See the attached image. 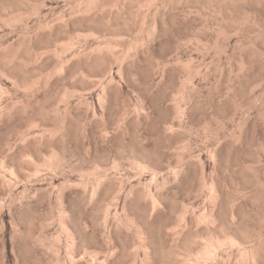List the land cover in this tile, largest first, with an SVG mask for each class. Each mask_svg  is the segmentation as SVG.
<instances>
[{
  "label": "rangeland",
  "instance_id": "obj_1",
  "mask_svg": "<svg viewBox=\"0 0 264 264\" xmlns=\"http://www.w3.org/2000/svg\"><path fill=\"white\" fill-rule=\"evenodd\" d=\"M180 1L181 0H177V2H176V0H173V2L171 3V6H170V3L167 4V5H169L167 8L169 9V7H170V9H169L170 12L168 11L170 14H168V12L166 11V10H168L166 8L167 5H165V7L160 6L161 10L159 9L157 14H159L160 11L162 13L164 11V8H165L166 13H165V11H164V13H162V15L164 17L161 16V13L159 14L158 17L156 14V31H155L154 36L152 37L154 39L153 40L152 39L147 40L148 43L145 42V44H143V46L140 45V46H142L141 49H138L140 47L136 48L137 51H139L138 53L134 49V51L136 52L135 54L136 55L138 54V56L135 55L136 56L135 57L133 54L134 58H130L131 61L129 60V63L131 62L129 65L130 68L133 67V65H135L133 68L136 71H137V69L139 71L140 68L142 67L140 64H142L144 66L145 63H147L148 65L154 63V65H155L154 67L148 66V68H147L148 71L151 72L153 69L156 70V68H158V70L160 69L162 72L156 70V73H157L156 74V73H153V71H152L151 73H153L154 75L149 72L150 75L147 74L146 77L150 76L151 79L149 77L147 80H145L146 77L143 79V77L141 78L139 75H137V80H135V81H134V79H136V76H135V78L133 77V80L128 79V78L126 80V78H121L119 76L117 77V75H115L116 81L114 80L115 81L114 83H112L113 81H111L110 82L111 86L108 87L110 96L106 99V101L104 100V102H103V100H100L99 97H97L98 94H100L102 91L101 87L103 88V84H100L101 83L100 82L99 85H98V83L92 84L93 86L91 87V89H87L86 91L84 90L85 91L84 93L82 92V90H80V92H82L83 94L77 92L75 96L71 97L72 99L69 98L70 100L63 102V104L60 103L59 106L61 107V110L63 108L65 110L68 106L71 107V110H74L72 112L76 113V114H72V115L74 117V121L77 122V123L73 122L72 126H71V124H68L69 127L66 126V131L64 134L65 136L61 137L62 140L59 139L60 138L59 136H61V133H57L58 138L57 137L53 138L54 140L49 139L48 135H50V133H52L53 135L52 136L50 135L51 136L50 138H52L55 134L54 130L56 128V127L53 128L55 125V122H54L55 119L53 117L51 118V116L43 117L42 119L38 120L39 123L36 125L39 128H38V130L36 128L34 129L33 127L34 126L36 127V125H34L31 128V129H33V131L28 130V129L26 131H24L25 129H23L24 127L28 128V127H26L27 126L26 125L27 118H28L27 113L22 114L19 112V113H17L18 117L16 116V113H15L12 116H9V118H11L12 120L7 119L8 117L7 118L6 117L5 118L0 117L1 118L0 123L2 124V125L0 124V126H1L0 127V132H1L0 143L1 144L2 143L4 144V141L6 142V140L9 137H10L9 138L10 143L12 141H14V139L16 138L15 135L17 136V132H18V135H20V136H17L18 138H16V139H18V140L16 141V139H15V141H16V142L14 141L15 143L14 142L11 143L12 150H13V148L16 147L14 149V151H17V149L22 148L24 145L25 146L27 145V148H29V149H32L34 147L33 148V150H34L35 144H34V140H33L34 138L33 137H34V135H37V134H39L38 136H41L40 131H42L43 142L45 139L43 146L45 148H48L49 143L50 144L56 143L55 146H58V147L60 146L62 149L61 148L58 149V147H57L58 152L60 153V155L64 156L63 157L64 161L67 158L65 162L67 164H70V167H68V168H70V169L72 168V170L74 171L73 172L72 170L71 171L66 170L67 173L65 171L64 175L57 172V175L60 174L61 176L63 175L64 177L63 176L60 177L59 175H58V177H56L57 175L54 171L53 172L55 174L52 172V170H50V168H46V166H44V167H42V168H46L44 171H47V172L51 171L52 174L56 175L53 177V175H51V173H50L49 177H53L54 179L53 178L50 179L48 176L47 177L44 176L45 173H47V172H44L42 169L41 172L38 173L40 175L44 174L42 177L41 176L37 177V175L35 173H32L34 171H31L32 175L33 174L36 175V176L33 175L34 177H37L38 179L39 178L44 179V180L39 179L38 180L39 182L33 181V180H37V179L33 178L32 175H30L31 179L27 178L29 180V182L27 179H26L27 181L24 180L23 183H21L20 181H18V182L14 181L13 185H11L12 187L11 186L8 187V185L4 184L5 187L2 189L1 183H0V189H1L0 193H1V196L3 198L2 199V206H1L2 208H0V213H1L0 214V222H1L0 223V258H1L0 263H2V264H24L23 262L25 261V264H72L75 262H76L75 264H89V263L90 264L91 263L92 264H98V259L100 260V258H103V256L106 255L105 254L107 251L106 248L113 249L116 246L115 248H117L118 250H117L116 254H114L113 256H110V259L108 260L107 264H141V262L143 261L142 259H144V257H143L144 252L142 251V248H140L139 243L137 241H135L136 254H138V256L136 255V258H137L136 260L131 255H128V257H126L125 254L122 255L123 253L121 251L124 249L123 247L126 246V245L123 246L122 244L123 243L126 244V242H127L128 246H130L133 243L132 241L134 238L133 237L134 236V230H132L130 235H129V233H127L126 228H124V230L120 228L121 230H119V228H117V225L115 224L117 218H119L120 221H122V220L125 221L124 211L128 207H129L128 210H130V211L133 210L134 212L137 213V211L140 209L136 210L135 207L139 204V206L137 208H140V206L142 205L141 209H143L146 213L143 214L142 213L143 210H142V212H141V210L139 211L140 213L143 214V219H141V220L143 221L144 218H146L145 217L146 214L149 213V216L147 217L148 219L147 218L145 219L146 221L149 220V222H147V223L144 222L142 224H145V225L147 224L146 227H148V226L150 228L152 227L151 230L149 227H148L149 229L146 228L145 226H144V228L146 230L147 229L150 230L151 234H154L155 236H156V233L158 234L160 231V233L162 235L161 238L165 239V236H166L165 235V232H166L165 224H169V226L170 225L172 226L173 224L177 225L178 223L176 222V220H177L176 216H178L177 215L178 212L180 213V211H182L183 214L182 213L181 214L185 215L188 219L193 214H199V213H203V212L211 213V211L213 210V204H211L209 202V200L207 199V196L209 194L211 185L213 183L217 187H221V186L223 187L224 186L231 193L228 196L229 200H226L223 202L219 201V203L216 206L215 213L219 217H222V220H224L225 222H229V221L231 222L232 221L231 223L236 225L238 228H240V230H242L241 227L243 228V230L245 229L244 231H246V229L248 228V229H250L248 231L249 233H253L254 231L257 232L258 230H261L264 233V216H263V214H264V194H263V196L261 194L264 192L263 191L264 187H261L262 184H264V182H263L264 181V1L263 0H257V1L256 0H254V1L250 0L252 2L251 3L249 0H239L240 2H238V0H236L235 1V2H237L236 4L234 1H232V3L223 6V12L221 11L222 13L220 12V14L217 11L218 7H214L215 9L212 7V10L210 7L207 8L208 6L204 7L203 1H205V0H203L202 3L200 0H198V1L196 0L197 2L196 1H195L196 3L194 2L195 6H194L192 0H189L190 2H188V0H182L181 2ZM259 1H261L262 3ZM65 2H64V0H46V3L56 4V6H59L60 9L62 7L64 8V6H65V8L63 10H66V8H68V5H67L68 3L66 0H65ZM191 2H192V4H191ZM198 2H200L199 4L203 8H201L199 6ZM257 2H259V3H257ZM173 3H175V5ZM233 3H234V5L232 6L231 4H233ZM64 4H66V5H64ZM180 4H181L182 8H181ZM246 4H248V5H246ZM244 5H245V8H244ZM198 6L201 8L202 12H199L201 10L199 9ZM246 6H248V7H246ZM175 7H176V10H174ZM187 7L189 8V10ZM227 7H228V10H226ZM234 7H237L238 9L234 8ZM171 9H173V10L171 11ZM182 9H183V11H181ZM184 9H185V11H184ZM204 9H206V10H204ZM213 9H214V11H213ZM186 10L191 11L190 14H192L193 12H195V13L192 15H190V14L188 15L187 14L188 12ZM237 10H239V12ZM57 11H60V10L57 8ZM233 11H234V13H236L235 15H234ZM51 13H50V15H51ZM177 13H179L180 15ZM196 13H197V15H196ZM200 13L201 14L203 13L204 16H203V14L201 15ZM216 13H218V14H216ZM246 13H248L250 15H248ZM171 14L175 17V18L173 17V19L174 20L176 19L175 23L171 22V20H172V19H170V18H172ZM237 14L240 16V18L242 17L241 14L242 15L246 14L245 15L246 17L244 16L240 19ZM169 15H170V17H168ZM181 15L185 16L186 20ZM215 15H216V17H215ZM227 15H229L231 18H233L232 16H234L233 19L239 18L241 20L240 23L239 24L233 23V24L241 25V28L236 32L232 31L233 33L232 34L230 33V35H229L230 37L228 36V39L223 36L225 39L220 40V39H222V37L220 38V36H218V35L215 36L216 33L212 32V31H211L212 32L211 33L209 30H212V29H210V27H211V28H213V31L217 32L216 29H218V27H219L218 25H224V26L228 25L227 28H229V27L234 28V26L232 24V22H233L232 20H230L228 22L227 20H229V18L223 19ZM160 16L162 17V19L163 18L164 19L161 20V18H159ZM189 16H191L192 18ZM166 17H168L167 22L165 19ZM178 17H179V19H178ZM157 18H159V20ZM181 18H183V19H181ZM188 18L191 19V22H192V23H190L191 26H189L190 20ZM205 18H207V19H205ZM244 18H248V19H246L248 21L243 22ZM152 19H151V21L149 19V23H148L149 25H150V22H151V24L153 23ZM199 19L202 21L201 23L197 22V20L200 21ZM203 19L206 20L207 25L204 23L205 20H203ZM219 19L220 20L222 19L221 22ZM174 20H172V21H174ZM214 20H215V22H214ZM223 20H225V21L223 22ZM158 21H160V23L165 21V23L161 24V26L163 25V27L160 26V23ZM181 21L184 23H182ZM217 22H219V24ZM225 22H227V23H225ZM215 23H217V26ZM200 24H201V26H200ZM208 25H209V28H208ZM237 25H235V26H237ZM0 26H1L0 30L3 27L1 31L7 30L6 29L7 27L5 28L1 24H0ZM214 26H216V29ZM200 27L201 28L203 27V28L201 29ZM194 28H195V30H194ZM247 28L249 30H247ZM207 29H209V30H207ZM196 30H198V31L196 32ZM203 30H205V32ZM201 31H203V32H201ZM248 31H250V32H248ZM134 32H135V30H132V32H128V33H130V35L125 34L124 39H125V37L127 38L126 40H128V38L130 39L131 38L130 36L134 35L133 34ZM135 33H137V32H135ZM202 34H204V35L202 36ZM196 35L198 38L196 37ZM214 36L217 37L216 39H218L219 43L216 42V39L214 40V38H215ZM241 36H242V38H241ZM195 37L197 39H195ZM199 37L202 39V42H203L202 45L203 46L201 44L200 45L197 44L200 42V41L197 42L198 39L201 40ZM192 38H194L195 42H193ZM88 39H89V37H88ZM188 39L192 40V43ZM245 39H247V41H246L247 43L244 41ZM87 40L85 41L87 43H84V41L81 40V41H83V44L80 43L82 45V47L86 46V45L84 46V44H87L89 46L91 44L90 42H93L92 37H91V39H89V42ZM159 40H161V41H159ZM184 40L189 41L190 43L187 42L188 44H186V42ZM205 40H207V41H205ZM149 42H152V43L150 44ZM204 42H208L212 48H209L210 49L209 50L207 48L209 46L206 44L204 46ZM215 42H216L217 46H215L216 45ZM248 42H249V44H248ZM252 42H253V44H252ZM181 43H182L183 47L181 46ZM194 43L196 44L197 47L194 45ZM211 43L215 44V45H212ZM225 43H226V45H225ZM244 43L246 45H244ZM80 44H78V46H77L78 51L80 50L79 48H82V47H80ZM184 44H186V45L191 44V46L187 47ZM218 44H220V45L222 44V46L224 45V47L226 46L225 47L226 50L224 48H221L220 45L218 46ZM144 45H146V46L144 47ZM147 45H149L150 48ZM179 46L183 50H181V48ZM198 46L199 47L201 46V47L199 48ZM213 46L216 47V49L218 48V50L221 48L220 52H218V51H216L218 53L214 52L216 49ZM236 46H238V47H236ZM250 46L252 49H254V50L250 49V53H254V55L253 54L250 55L248 52ZM143 47L145 50H142ZM205 47L208 50H206ZM253 47H255V48H253ZM199 49H203V50H199ZM213 49H215V50H213ZM255 49H256V51H255ZM258 49H259V51H258ZM261 49L263 50V52ZM81 50H83V48ZM179 50H181V52ZM140 51H142V52H140ZM144 51H145V53H144ZM147 51H148V53H147ZM222 51L225 52V54L223 52V56H222ZM246 51H247V53H246ZM242 52H243V54H242ZM256 52H257V54L258 53L259 54L257 55ZM153 54H155V56ZM143 55H145L144 56L145 58L143 57ZM181 55H183V57H181ZM219 55H220V57H219ZM178 56H179V58H178ZM217 56L219 58H217ZM239 56H240V58H239ZM147 57L150 60H152L154 58L152 60L153 63H151L152 61L150 62ZM151 57H152V59H151ZM236 57H237V60H236ZM243 57L245 60L243 59ZM247 57L249 58V61H248ZM175 58H177L178 60L177 59L175 60ZM180 58H183L184 62H186V59H188V58L191 61L194 60L192 62H194L193 64L195 66H197L198 64L200 65V66L199 65L197 66V68L199 69L198 71L201 70L202 73L204 72V70H205V72L207 71L206 72L207 74L204 72L206 76L204 75V73L202 74L201 72H198L199 76L196 73L195 75L192 76L194 78L189 80L190 82L188 81V85L186 84L187 87L189 86L188 87L189 89L187 91H184L186 94H188L187 92H189V90L192 88V90L194 92L195 91L197 92L196 93L197 96L198 95L200 96V97L198 96V98H196L197 96L195 95V98L192 99L193 101L187 100L186 96H188L189 94L185 95L183 91H182L183 93L180 92V89L178 87L181 84V80L184 77V74L182 75V73H184V71L186 70V69H183V67H181L182 65L179 63ZM229 58L231 59V61ZM218 59H219V61H218L219 63H217ZM239 59L240 60L242 59V61H240ZM226 60H227V62H226ZM167 61H169V62H167ZM138 62L140 64H138ZM242 62H244L245 64L244 63L242 64ZM132 63H134V64H132ZM215 63H216V65H215ZM116 64L117 63L114 64V67L117 66ZM131 64H132V66H131ZM158 64H160V65L164 64L165 66L166 65L167 66L169 65V66L166 67L167 68L166 69V68H164V65H163V68L165 69V71H164V69H162L161 67H157ZM239 64H241V66ZM177 65H179V66H177ZM243 65H244V67H243ZM223 66H224V68H223ZM228 66L229 67L231 66V67L229 68ZM178 67H180V68H178ZM238 67H239V69H238ZM133 68H131V71L135 72L133 70ZM214 68H215V70H214ZM176 70H178V71H176ZM179 72L181 73L182 76L178 75ZM208 72L210 75H208ZM199 73H201V75ZM161 75H162V77H161ZM229 77H230V79H229ZM159 78H161V80ZM139 79H140V81H139ZM143 80H144V82H143ZM103 82H105L104 86L109 85V83L106 80H104ZM106 82L108 84H106ZM81 83H84V82H81ZM100 85H101V87H100ZM153 85H154L155 89H154ZM81 86H83V85L81 84L79 87H81ZM157 86H158V88H157ZM55 87H56V83L53 85V89ZM187 87H185V88H187ZM193 87H195L196 90L193 89ZM113 89H115V90H113ZM147 90H149V91H147ZM43 91L44 90L41 89V91L39 93L40 96L42 95L41 101L45 100L46 96H49V92H43ZM87 91H88V93H86ZM178 91H179V93H178ZM180 93L182 95L184 94L183 95L184 97ZM173 94L175 96L173 98L176 99L175 101L172 98ZM178 94H180V95L178 96ZM156 95H158V96H156ZM155 98H156V100H155ZM183 98L185 99L184 101H183ZM98 99H99V101H98ZM48 100H50L49 101L50 103L46 102L47 105L53 104V102H55L54 99L49 98ZM207 100H208V102H207ZM176 101L181 106H183V108H184V105L185 106H186V104H187V106L189 105L188 106L189 108L186 106L187 111L185 109L186 107L184 108L186 111L185 114L184 113H180V114L178 113L179 115L176 114V111L174 109L175 103L178 104ZM190 101H192L191 102L192 104H190ZM68 102H70L71 106L69 105ZM194 102H197V103L194 104ZM104 103L106 104V106H103ZM114 103L116 106L114 105ZM124 103H125V105H124ZM122 104L125 107H123ZM133 104L135 105L133 108L136 107V109H135V110H137L136 112L138 113L139 112L138 110H140L143 112V114H142V112H139L141 115H139V113H138L137 116H136L137 113L133 114L135 112V111L133 112V108H131L133 106ZM139 104H141V105H139ZM172 104H173V106H172ZM93 107H95L94 110H93ZM138 107H139V109H138ZM128 108L129 109L131 108L132 112H130V110H128ZM143 108H145V109L147 108L145 110L147 115H145V111L142 110ZM102 109L105 112L102 111ZM105 109H107V110H105ZM125 109L127 110V112H122ZM94 111L96 113H94ZM111 111H112V113H111ZM129 112H130V114H129ZM103 113L105 115H102L101 117H104L105 120H104V118L99 119L101 117L98 118V117L93 116V114L94 115H98V114L101 115ZM123 113L124 114L127 113L128 118L127 117H121V116H126ZM143 115H144V117H143ZM174 116H176V118ZM119 118L120 119L121 118L122 119L127 118L126 121L124 120L125 122H123V123H125L124 126L122 123L123 120L121 119V121H120ZM139 118H140V120L142 119L141 121H143V122L138 121ZM5 119H7V120H5ZM97 119H99V120H97ZM132 119H133V122H132ZM134 119H135V121H134ZM173 119H175V120H173ZM176 119H177V122H176ZM179 119H180V121H178ZM182 119H184L183 120L184 122L182 121ZM8 120H9V122L7 124H5ZM15 120H18V122H16ZM90 120H93V122H91ZM101 120L104 122L106 121L107 123L106 122L104 123ZM108 120L110 121V124H109ZM118 120L122 123L121 125L117 124L116 121H118ZM4 121H5V123H4ZM24 121H25V123H23ZM84 121L85 122L87 121L86 122L87 124H83ZM119 121H118V123H119ZM128 121H130L131 123H129ZM46 122H47V124H46ZM49 122H50V125H49ZM53 122H54V124L51 125V123H53ZM134 122H135V124H132ZM137 122H138V124H137ZM11 123H13V125ZM207 123L210 127L207 125ZM48 125L50 126V129H48L49 128ZM84 125H87V126H84ZM203 125H204V128L205 129L207 128V130L209 131V132H207L208 135H207V133H205L207 130H205L202 127ZM103 126H105V127H103ZM181 126H183V127H181ZM188 126H190V127H188ZM207 126L211 129V131ZM100 127H101V129H100ZM12 128H14L15 130ZM41 128H44L46 133H47L46 130H49L50 132H48L46 134ZM70 128H72L73 130L71 131ZM180 128H181V130H180ZM185 128L187 130L189 129L191 132H189V130L187 131ZM21 129H22V132L23 131L26 132L25 137H24V141L26 138H29V136H33V137L29 138L30 140H27L28 141L27 143H25L22 140L24 134H22L20 132ZM39 129H41V130H39ZM183 129L185 131H183ZM35 130H37V131H35ZM2 131H5V132H2ZM6 131L8 132V134ZM105 131H108L107 133H109V134H106ZM19 133H21V134H19ZM211 133H212V135H211ZM6 134L8 135V137H6L7 136ZM194 134H196V135H194ZM204 134H205V136H204ZM67 135H69V137ZM101 135H103V136H101ZM46 136H48V140H47ZM207 136L209 138L210 137H212V138L209 139ZM222 136H224V137H222ZM101 137H103V138L101 139ZM65 138H67V139H65ZM207 138L209 140H204ZM20 140H22L24 143ZM19 141L22 143H20ZM62 141H64V142H62ZM57 142H58V144H57ZM178 144L181 146H177L178 148H175L176 150H174V147H176V145H178ZM184 144L187 147V151L185 152L182 149V151L184 152L183 153V152H181L180 148H182V146H184ZM12 145H14V146H12ZM29 145H30V147H29ZM64 145L67 146V148L64 147ZM69 145L73 149L75 148L76 150L71 149V151H70ZM214 147L217 148V149L215 148L216 151H218L217 154L212 153L213 152L212 149H214ZM142 148H143V150L144 149L145 150L143 151ZM63 149L65 151H63ZM66 149H69V151L71 152L70 155H69L70 152H68V150L66 151ZM132 149H134V150H132ZM177 149H179L180 151H178ZM61 150H62V152H61ZM78 150H79V152H78ZM86 152L90 153V157ZM142 152L144 155L142 154ZM144 152H146V153H144ZM1 153L2 152H0V155L3 157L4 155H2ZM77 153H79V155H81V156L82 155H84V156H82V158H80L81 156H79V155L77 156ZM148 153L150 155H148ZM75 154H76V156H75ZM86 154L89 158L86 156ZM191 154H193V155L191 156ZM140 155H142V156H140ZM2 157H0V158H2ZM69 157L71 158L70 161H68ZM149 157L151 159H148ZM82 159H85V160L83 161ZM137 160L139 162L141 160V163H143V165H145V166H146V164L147 165L149 164L148 166H150V167L146 166L148 169H145L146 167L144 168L145 170L142 169L143 166L140 163L139 164H140V166H142V168L138 164H136L137 162H134ZM72 162H73V166H72ZM91 162H94V163H91ZM94 164L95 165L97 164L96 165L97 167ZM91 166H92V168H91ZM68 171H70V172H68ZM48 174H46V175H48ZM257 179L263 180V181H261L262 184L260 183L261 186L258 185V187H257V185H256V184H258ZM50 180L51 181L54 180V184L50 185L52 183ZM104 180H106V182ZM101 181L102 182L104 181V184L106 183L105 185H108V186L111 185V186H109V187H111V189H109L110 192L108 191V193H110V195H108V196H110V198L109 197H107V198L111 199L112 196L116 195L115 196L116 198L114 197L115 201L110 200L111 202H109V205L111 207L109 206L110 212L108 211L109 215L107 216L108 218L106 217L107 219L104 216V212H103L104 210H101V212L94 210L95 212L92 213L93 212L92 210H93L95 205L92 206V204H90V203L88 205L87 204L84 205L85 202L81 203L82 200L80 202L78 201V200H80V199H78V197L81 195L80 193H82V190L84 189V187H90L91 189L92 188L94 189L101 183ZM24 182L28 183V184H25ZM40 182H42V183L44 182V183L40 184ZM117 182L124 183V185H122V189H121L123 191H121L119 189L116 190L117 189V186H116ZM15 184H17V186ZM44 184H46V186L47 185L48 186L46 187ZM108 186H106V187L104 186V187L108 188ZM6 187H7V189H6ZM144 187L147 190L153 192L154 194L157 191V192H159V194L162 192L161 195H164V197L162 196L163 197L162 200L164 199V201H163L164 204L161 207H159L156 210V212H153L152 214H150L151 208H147V207H149L148 202L146 203L147 205L145 204V206H144L143 203H145L146 201L143 202L142 200H140V202H138L137 198H136V201L134 200L135 196L132 197V196L128 195L130 190L135 189L137 191L138 189H142ZM241 188L245 189V190H242ZM256 189L258 191H259V189H261V192L259 191L260 193L257 191L259 193L258 195L261 194V196L263 197V198L260 197V201H259V198L257 199L258 196L254 194V193L257 194ZM5 190H6V192H5ZM237 190H239L241 192L239 193V191H237ZM23 191H25V193H23ZM235 191H237V192H235ZM9 192H10V194H9ZM21 192L24 195L26 194L25 196H27V197L22 198L25 201H23L21 199L20 200L21 202H20L18 200L20 199V197H22ZM2 194H4V195H2ZM111 194H113V195L111 196ZM5 195L8 196L9 199L8 198L5 199L4 198V197H6ZM253 195L257 196V197H255V199L258 200V202L255 200L257 203L254 201V198L251 199V196L254 197ZM127 196L133 198V201L135 202V204L137 203V205H134V203L132 202V208H135L136 211L134 209H130L131 205L129 206L128 204L125 203L129 200L128 199L129 197H127ZM125 197L127 198V200H125L126 199ZM12 198H17L16 201H18L19 203L16 202V204H15L14 203L15 201L11 202L10 200H12ZM26 199H28V201H27L28 203L31 200L30 201L31 203H29V208H28V205L27 206L24 205L26 202ZM109 199H108V201H109ZM5 200H7V202L9 200V202L12 203L11 205H13V206H8L9 204ZM106 201H107V199H106ZM108 201H107V203H108ZM5 202L8 205L5 204V206H4ZM129 202H130V200H129ZM124 203L126 205H128L127 208H126V205ZM20 205H24V206L21 207ZM143 207H146L145 208L146 210ZM27 208L30 212L28 210H27L28 212L26 211ZM1 209H3V210H1ZM147 209H149V210L147 211ZM233 209L235 210V213H241V212L244 213V214L243 213L240 214V215H243L241 217L238 216V214H235L234 218H236L237 216L238 217H237V219H234V223H233L232 219L229 220L230 213ZM21 211H24V212H21ZM59 211H63V213H64V211H66V213H67L66 216L65 215L61 216V213ZM19 212H21V213H19ZM34 212H36V213H34ZM139 212L137 214H135V215H137L136 218H140L139 216H141V218H142V215H140ZM58 213H60V214L58 215ZM22 214H24L23 217H25V219L28 217L26 219V221H24ZM52 214H53V216H51ZM138 214H139V216H138ZM151 215H152V217H151ZM59 216L64 217V218L66 217L67 219L69 217V219L67 221H68V224H69L71 231L73 230L72 232L77 231L78 230V229H76L77 225H80V223L82 221H84V222H82V226L84 227L83 228L84 230H82V236L83 237L80 235L81 232H79V231H77L79 234L78 233L75 234L76 232L73 233L75 235V237H73L74 235L71 237L70 236L66 237L63 233L64 232L63 226H62L63 223H61V221H60L61 219H59L60 218ZM239 217L240 218L243 217L242 218L243 220L240 219ZM244 217H246V218H244ZM20 218H22V219H20ZM44 218L47 219V222L44 221V220H46ZM77 218H79L82 221H79ZM260 218H263V219H260ZM72 219H76V221H75L76 223L74 222V220L72 221ZM137 220H140V219H137ZM21 221H24V222L28 221L29 225L26 223V226H25L24 225L25 223L23 224V222H22V225H19V223L21 224ZM42 221H44L45 223ZM49 221H52V222H49ZM142 221H140V222H142ZM16 222L19 226L18 227L19 229H21V230L23 229L22 231H25V230L30 231L33 236H36L37 233L38 234H40V233L45 234L47 239H48L47 242L50 244V246H52V248H54L55 245L60 247V249L58 250V251H60V253L58 252L60 256L58 257V255H57V257L54 258V255H53L54 249L49 251L50 248H46L43 246L41 247V245L39 246L41 248H39L38 245H36V246L32 245L30 247V250H27V253H26V251H24V249H23V251H21L20 250V236L18 235L19 233L15 232L16 228H13L16 225L15 224ZM41 222L43 223V225L44 224L45 225L43 226L41 224ZM77 222H78V224H77ZM12 223H14V226ZM148 223H149V225H148ZM179 223H181V222H179ZM237 223H239V224H237ZM75 224H77V225H75ZM27 225L29 226V229H27L28 228ZM30 225L32 228L30 227ZM181 225H182V223L178 226L177 229H183L184 227ZM238 225H240V226H238ZM166 226H168V225H166ZM260 226H262V227H260ZM13 229H14V231H12ZM74 229H76V230H74ZM251 229H253V230H251ZM32 230H34V231L32 232ZM43 230H45L46 232ZM62 230H63V232H62ZM12 232H13V234H12ZM83 232H85L84 233L85 236L83 235ZM256 232H254V233H256ZM62 233H63V235H62ZM47 234H48V236H47ZM59 235H60V237L61 236L62 237L60 238V240L57 241L55 239L56 238L55 236H59ZM159 235H157V236H159ZM64 236L66 238H68V240L72 237L75 240V247H74L73 251H75L74 254L76 257H73V259L71 256H74V254L72 252V255H70L71 251L68 252V250H67L68 248L66 247L67 246L66 245L67 239H65ZM11 239L14 242L11 241ZM84 242H85V244H82ZM3 243H4V245H3ZM166 243L168 244L167 240L165 239V242L163 240V244H166ZM11 245H13L14 247ZM86 245H87V247H86ZM85 248L86 249L88 248L87 249L88 251ZM98 248L99 249L101 248L100 249L101 251H103L102 249H104V250L106 249V250L104 253L100 252L99 254H97V256L99 257L97 259V257L94 256L93 251H95V249H98ZM18 251L20 253H18ZM23 252L26 253L27 256H26V254H24L25 256H21V254L23 255ZM68 253H70V254H68ZM82 253H84V254L82 255ZM120 254H121V256H125V257H120ZM38 256H40V257L38 258ZM22 257H23V259H21ZM3 258H4V260H3ZM132 260L135 262L132 263L131 262Z\"/></svg>",
  "mask_w": 264,
  "mask_h": 264
},
{
  "label": "bare ground",
  "instance_id": "obj_2",
  "mask_svg": "<svg viewBox=\"0 0 264 264\" xmlns=\"http://www.w3.org/2000/svg\"><path fill=\"white\" fill-rule=\"evenodd\" d=\"M67 1V5H68V8H66V10H63L65 8L62 7L61 9L59 8V6H56V4H53V3H46V0H0V24L2 26H4L7 30L6 31H1L0 30V117H8L7 119H11L9 118V116H12L13 114L16 113V116L18 115L17 113H24V114H28V118H27V123H26V127L28 128H23L25 129L24 131H26L27 129L28 130H32L31 129L34 125L38 124L40 119H42L43 117H48V116H51V118L53 117L55 119V125L53 128H55L54 130V136L52 138H50L53 134L50 133L49 136V139H53V138H56L58 135L57 133H61V136H59L61 139V137L65 136V131H66V126L69 127L68 124H71V126L73 125L72 123L75 122L74 121V117L72 114H76V113H73L72 111L74 110H71V107H65L66 109L64 110V108L61 110V107L59 106L60 103L63 104V102H66L68 100H70L69 98H71L72 96H75L76 93H81L83 94L87 89H91V87L93 86L92 84H95V83H99L100 84H103V88L101 87L102 91L100 94H98L97 97H99L100 100H104L106 101V99L110 96L109 94V89L108 87L111 86L110 85V82L113 81L112 83H114L116 80H115V75H117V77H121V78H127L128 79H131L133 80V77L135 78L136 76V79L137 80V75H139L141 78L143 77V79L147 76V74L150 75V73L153 71V73H156V70L157 71H161L160 69L158 70V68L153 69L151 72L148 71V66H152L154 67V63H153V59L155 58V54H153L154 58L150 60L148 57V60L153 63V64H147L145 63V65L143 66L142 64H140L138 62V64H140L141 68L140 70L137 71L134 70V66L131 67L133 68V70L135 72H132L131 71V68H130V63H129V60L130 58H134V56L136 55L134 49L137 51L136 48L138 49H141V47L143 46V44H145V42L148 43L147 40H150V39H154L152 38L155 34V31H156V14L158 13L159 9H160V6H164L169 4L170 3V6H171V3L173 2V0H66ZM182 1V0H181ZM180 1V2H181ZM193 1V4L195 6V3L198 1L196 0H192ZM196 1V2H195ZM201 3L203 0H200ZM232 1H236V0H205L203 1V6H208L207 8H211L212 10V7H218L217 11L220 12L222 11L223 12V6L224 5H228L230 3H232ZM250 1V0H249ZM254 1V0H253ZM257 1V0H256ZM264 1V0H263ZM65 2V0H64ZM177 2V0H176ZM175 2V3H176ZM179 2V1H178ZM188 2H190L188 0ZM195 2V3H194ZM205 2V3H204ZM238 2H240L238 0ZM246 2V1H245ZM251 2V1H250ZM261 2V1H259ZM257 2V3H259ZM66 3V2H65ZM175 3H173L175 5ZM200 2H198L199 4ZM237 2H235L236 4ZM252 3V2H251ZM254 3V2H253ZM262 3V2H261ZM192 4V2H191ZM239 4V3H238ZM243 4V3H242ZM66 5V4H64ZM173 5V6H174ZM189 5V4H188ZM232 6L234 5L231 4ZM248 5V4H246ZM169 5L166 6V8L168 7ZM172 6V7H173ZM181 6V4H180ZM179 6V7H180ZM184 6V5H183ZM193 6V7H194ZM197 6V5H196ZM200 6V4H199ZM198 6V7H199ZM230 6V5H229ZM231 6V7H232ZM243 6V5H242ZM254 6V5H253ZM192 7V6H191ZM201 7V6H200ZM199 9L201 10V7ZM248 7V6H246ZM57 8L60 10V11H57ZM182 8V6H181ZM188 8V7H187ZM234 8H237V7H234ZM233 8V9H234ZM244 8H245V5H244ZM243 8V9H244ZM168 9V8H167ZM170 9V7H169ZM166 10L167 12L170 10ZM178 9V8H177ZM192 9V8H191ZM198 9V8H197ZM196 9V10H197ZM215 9V8H214ZM213 9V11H214ZM225 9V8H224ZM238 9V8H237ZM161 10V9H160ZM173 9H171L172 11ZM174 10H176V7L174 8ZM189 10V8H188ZM206 10V9H204ZM209 10V9H208ZM226 10H228V7L226 8ZM235 10V9H234ZM240 10V9H239ZM239 10H237L239 12ZM164 11H165V8H164ZM164 11L162 13H164ZM165 11V13H166ZM183 11V9L181 10ZM185 11V9H184ZM187 11V10H186ZM195 11V10H194ZM199 11V10H198ZM245 11V10H244ZM51 15H50V13ZM168 12V14H170ZM178 12V11H177ZM188 15L190 14L191 11H187ZM199 12H202L199 11ZM216 12V11H215ZM221 12V13H222ZM251 12V11H250ZM161 13V11H160ZM159 13V14H160ZM161 13V16H163ZM172 13V12H171ZM174 13V12H173ZM176 13V12H175ZM186 13V12H185ZM195 12H193L192 14H194ZM212 13V12H211ZM225 13V12H224ZM223 13V14H224ZM234 13V11H233ZM159 14H157V17L159 16ZM167 14V15H168ZM179 14V13H177ZM176 14V15H177ZM186 14V15H187ZM190 14V15H192ZM201 14V13H200ZM203 14V13H202ZM201 14V15H202ZM208 14V13H207ZM214 14V13H213ZM218 14V13H216ZM236 13H234L235 15ZM248 14V13H246ZM245 14V15H246ZM172 15V14H171ZM175 15V14H174ZM180 15V14H179ZM197 15V13H196ZM230 15V14H229ZM229 15L225 16L223 19H227L229 18V20H227L228 22L230 20H232V24L233 23H237L239 24L240 23V19L242 17H244L245 15H242L241 14V18L239 16V18L237 19H233L234 16H232L233 18H231ZM250 15V14H248ZM159 17L162 19V17ZM183 16V15H181ZM204 16V14H203ZM207 16V15H206ZM164 17V16H163ZM170 17V15L168 16ZM166 17V22H167V18ZM173 15H172V20L173 19ZM177 17V16H176ZM191 17V16H189ZM195 17V16H194ZM193 17V18H194ZM201 17V16H200ZM208 17V16H207ZM216 17V15H215ZM222 17V16H221ZM237 17V16H236ZM246 17V16H245ZM248 17V16H247ZM153 18V19H152ZM159 18H157L159 20ZM175 18V17H174ZM183 18H185V16H183ZM181 18V19H183ZM192 18V17H191ZM196 18V17H195ZM198 18V17H197ZM204 18V17H203ZM255 18V17H254ZM253 18V19H254ZM149 19L151 21V19L153 20L152 24L150 22V25L148 24L149 23ZM179 19V17H178ZM189 19V18H188ZM207 19V18H205ZM203 19V20H205ZM210 19V18H209ZM213 19V18H212ZM211 19V20H212ZM248 18H244L243 19V22H247L248 20H246ZM172 23H175L176 19L174 21H172ZM186 20V18H185ZM184 20V21H185ZM190 22H189V26H191L190 23L191 22V19H189ZM195 20V19H194ZM200 20V19H199ZM220 20V19H219ZM222 20V19H221ZM220 20V22H221ZM170 21V20H169ZM217 21V20H216ZM225 20H223L224 22ZM160 23V21H158ZM157 22V23H158ZM179 22V21H178ZM182 22V21H181ZM197 22H202L201 20ZM215 22V20H214ZM162 23H165V21L161 22L160 23V26ZM170 23V22H169ZM184 23V22H182ZM206 25V20L204 22ZM203 23V24H204ZM219 24V22H217ZM217 23L216 26H217ZM227 23V22H225ZM231 23V22H230ZM229 23V24H230ZM253 23V22H252ZM256 23V22H255ZM179 24V23H178ZM194 24V23H193ZM192 24V25H193ZM197 24V23H196ZM195 24V25H196ZM202 24V25H203ZM212 24V23H211ZM237 24H233L234 28H227L228 25L225 27L224 25H218V29H216V26L215 29L217 30L216 31H213V28L210 27V29L212 30H209L210 32H214L216 33V35L220 36V38L222 37V39L220 40H223L225 39L224 37H226L228 39V36L230 35V33L232 34L236 31H238L240 28H241V25H237ZM244 24V23H243ZM247 24V23H246ZM158 25V24H157ZM174 25V24H173ZM187 25V24H186ZM194 25V26H195ZM237 25V26H235ZM159 26V27H160ZM171 26V25H170ZM193 26V27H194ZM198 26V25H197ZM201 26V24H200ZM231 26V25H230ZM253 26V25H252ZM255 26V25H254ZM1 27V26H0ZM163 27V25L161 26ZM196 27V26H195ZM207 27V26H206ZM205 27V28H206ZM213 27V26H212ZM249 27V26H248ZM178 28V27H177ZM201 28V27H200ZM199 28V29H200ZM203 28V27H202ZM201 28V29H202ZM204 28V29H205ZM208 28H209V25H208ZM231 28V29H230ZM250 28V27H249ZM233 29V30H232ZM251 29V28H250ZM132 30H135V32L137 33H133L134 35L130 36L131 38L128 40H126L127 38L125 37L124 39V35L125 34H129L128 32H132ZM195 30V28H194ZM193 30V31H194ZM206 30V31H207ZM247 30H249L247 28ZM261 30V29H260ZM198 30H196L197 32ZM205 32V30H203ZM201 31V32H203ZM262 31V30H261ZM211 32V33H212ZM250 32V31H248ZM139 33V34H138ZM159 33V32H158ZM191 34V33H190ZM244 34V33H243ZM248 34V33H247ZM246 34V35H247ZM161 35V34H160ZM204 34H202L203 36ZM213 35V34H212ZM237 35V34H236ZM190 36V35H189ZM214 36V37H215ZM224 36V37H223ZM93 39V42H90L91 44L88 46L87 44H84V46L86 47H82V45L80 43L83 44V41L84 43H87L85 42L87 39ZM197 37V35H196ZM195 37V39H197ZM230 37V36H229ZM250 37V36H249ZM188 38V37H187ZM190 38V37H189ZM200 38V37H199ZM217 37L214 38V40L216 39ZM242 38V36H241ZM89 39L87 40L89 42ZM193 39V42H195L194 38ZM201 39V38H200ZM211 39V38H210ZM209 39V40H210ZM83 40V41H81ZM186 40V39H185ZM184 40V41H185ZM190 40V39H188ZM204 40V39H203ZM213 40V41H214ZM236 40V39H235ZM92 41V40H91ZM161 41V40H159ZM200 41V42H199ZM207 41V40H205ZM245 42L247 41V39L244 40ZM181 42V41H180ZM186 44L188 43H192V40L189 41H185ZM188 42V43H187ZM199 43L197 44H203L202 42V39L198 41ZM211 42V41H210ZM216 42H218V39H216ZM215 42V44H216ZM221 42V41H220ZM235 42V41H234ZM150 44L152 42H149ZM159 43V42H158ZM161 43V42H160ZM208 42H204V46L205 44L208 45L209 47H207L208 49L209 48H212L211 45H209V43L207 44ZM213 43V42H212ZM211 43V44H212ZM239 43V42H238ZM237 43V44H238ZM247 43V42H246ZM78 44H80V47L83 48V50H81L82 48H79L80 50L78 51L77 50V46ZM149 44V45H150ZM165 44V43H164ZM184 44V45H186ZM215 44H212V45H215ZM224 44V43H223ZM249 44V42H248ZM247 44V45H248ZM251 44V43H250ZM253 44V42H252ZM142 45V46H140ZM147 45V46H149ZM162 45V44H161ZM177 45V44H176ZM180 45V44H179ZM194 45L196 46V44L194 43ZM220 44H218L219 46ZM226 45V43H225ZM229 45V44H228ZM242 45V44H241ZM244 45H246L244 43ZM146 45H144L145 47ZM159 46V45H158ZM181 46H182V43H181ZM187 47L188 46H191L190 45H186ZM203 46V45H202ZM217 46V44L215 45ZM239 46V45H238ZM236 46V47H238ZM144 47L142 48V50H145ZM180 47V46H179ZM183 47V46H182ZM197 47V46H196ZM199 47V46H198ZM201 47V46H200ZM199 47V48H200ZM205 47V48H206ZM214 47V46H213ZM221 48H224V45L222 46V44L220 45ZM233 47V46H232ZM241 47V46H240ZM148 48V47H147ZM150 48V46H149ZM181 48V47H180ZM179 48V49H180ZM206 48V50H208ZM216 49V47H214ZM221 48L218 50V48L215 50L214 52L218 51L220 52ZM234 48V47H233ZM242 48V47H241ZM240 48V49H241ZM255 48V47H253ZM250 48L248 50L249 54L250 55H254V53H250ZM263 49V48H262ZM261 49V50H262ZM152 50V49H151ZM181 50H183L181 48ZM181 50H179L181 52ZM199 50H203V49H199ZM210 50V49H209ZM223 50V49H222ZM226 50V49H225ZM229 50V49H228ZM233 50V49H232ZM244 50V49H243ZM254 50V49H252ZM242 51V50H241ZM256 51V49H255ZM259 51V49H258ZM139 51H137L138 53ZM142 52V51H140ZM176 52V51H175ZM178 52V51H177ZM201 52V51H200ZM203 52V51H202ZM216 52V53H218ZM223 52L222 51V56H223ZM237 52V51H236ZM253 52V51H252ZM263 52V50H262ZM145 53V51H144ZM148 53V51H147ZM247 53V51H246ZM245 53V54H246ZM261 53V52H260ZM134 54V56H133ZM181 54V53H180ZM225 54V52H224ZM235 54V53H234ZM237 54V53H236ZM240 54V53H239ZM243 54V52H242ZM257 54V52H256ZM259 54V53H258ZM257 54V55H258ZM152 55V54H151ZM203 55V54H202ZM228 55V54H227ZM138 56V54L136 55ZM135 56V57H136ZM145 55H143L144 57ZM150 56V55H149ZM164 56V55H163ZM177 56V55H176ZM180 56V55H179ZM178 56V58H179ZM235 56V55H234ZM243 56V55H242ZM245 56V55H244ZM248 56V55H247ZM181 57H183V55H181ZM192 57V56H191ZM190 57V58H191ZM220 57V55H219ZM217 56V58H219ZM232 57V56H231ZM250 57V56H249ZM256 57V56H255ZM145 58V57H144ZM193 58V57H192ZM234 58V57H233ZM240 58V56H239ZM246 58V57H245ZM248 58V57H247ZM177 58H175L176 60ZM182 59V60H181ZM194 59V58H193ZM230 59V58H229ZM244 59V57H243ZM133 60V59H132ZM142 60V59H141ZM170 60V59H169ZM174 60V61H175ZM178 60V59H177ZM184 59L183 58H180L179 60V63L182 65L181 67H183V69H186L184 71V73H182V75L184 74V77L183 79L181 80V84L178 86L179 89H180V92H184V91H187L189 88V86L187 87L188 85V81L191 80L193 75H195L197 73L198 75V72H201L198 71L199 69L197 68V66H195L192 62L194 60H189L186 59V62L183 61ZM188 60V61H187ZM236 60H237V57H236ZM240 60V59H239ZM245 60V59H244ZM254 60V59H253ZM252 60V61H253ZM128 61V62H127ZM131 61V60H130ZM147 61V60H146ZM148 61V62H149ZM219 59L217 60V63ZM231 61V59H230ZM242 61V59L240 60ZM248 61H249V58H248ZM251 61V60H250ZM133 62V61H132ZM169 62V61H167ZM227 62V60H226ZM236 62V61H235ZM239 62V61H238ZM245 62V61H244ZM242 62V64L244 63ZM117 63L116 67H114V64ZM164 63V62H163ZM196 63V62H195ZM240 63V62H239ZM248 63V62H247ZM134 64V63H132ZM131 64V66H132ZM165 64V63H164ZM164 64H158L157 67H161L162 69L168 67L167 65L165 66ZM167 64V63H166ZM170 64V63H169ZM175 64V63H174ZM228 64V63H227ZM245 64V63H244ZM147 65V66H146ZM163 65H164V68H163ZM173 65V64H172ZM171 65V66H172ZM216 65V63H215ZM233 65V64H232ZM238 65V64H237ZM241 66V64H239ZM247 65V64H246ZM249 65V64H248ZM139 66V65H138ZM170 66V67H171ZM175 66V65H174ZM179 66V65H177ZM200 66V65H199ZM209 66V65H208ZM212 66V65H211ZM221 66V65H220ZM236 66V65H235ZM137 67V66H136ZM229 67V66H228ZM231 67V66H230ZM229 67V68H230ZM244 67V65H243ZM138 68V67H137ZM180 68V67H178ZM224 68V66H223ZM136 69V68H135ZM167 69V68H166ZM232 69V68H231ZM239 69V67H238ZM155 70V71H154ZM215 70V68H214ZM228 70V69H227ZM165 71V69H164ZM163 71V72H164ZM178 71V70H176ZM182 71V70H181ZM217 71V70H216ZM222 71V70H221ZM230 71V70H229ZM233 71V70H232ZM150 72V73H149ZM162 72V71H161ZM171 72V71H170ZM205 72V70H204ZM203 72V73H204ZM207 72V71H206ZM205 72V73H206ZM212 72V71H211ZM151 73V74H153ZM168 73V72H167ZM180 73V72H179ZM178 75L179 76H182L181 73ZM202 73V72H201ZM201 73H199L201 75ZM202 73V74H203ZM204 73V75H205ZM221 73V72H220ZM227 73V72H226ZM225 73V74H226ZM157 74V73H156ZM155 74V75H156ZM161 74V73H160ZM174 74V73H173ZM207 74V73H206ZM154 75V74H153ZM196 75V76H197ZM208 75L209 72H208ZM230 75V74H229ZM138 76V77H139ZM165 76V75H164ZM199 76V75H198ZM206 76V75H205ZM223 76V75H222ZM150 77V76H149ZM149 77H146L145 80H147ZM154 77V76H153ZM160 77V76H159ZM162 77V75H161ZM226 77V76H225ZM206 78V77H205ZM209 78V77H208ZM216 78V77H215ZM151 79V77H150ZM153 79V78H152ZM161 80V78H159ZM218 79V78H217ZM230 79V77H229ZM104 80H106L109 85L107 86L106 84H108L106 82V86H104V83L103 82ZM115 80V81H114ZM5 81V82H4ZM129 81V80H128ZM133 81V82H134ZM140 81V79H139ZM163 81V80H162ZM81 82H84V83H81ZM103 82V83H102ZM118 82V81H117ZM130 82V81H129ZM132 82V83H133ZM144 82V80H143ZM160 82V81H159ZM190 82V81H189ZM218 82V81H217ZM220 82V81H219ZM56 83V87L53 89V85ZM131 83V84H132ZM136 83V82H135ZM140 83V82H139ZM142 83V82H141ZM83 85L81 87H79L80 85ZM137 84V83H136ZM154 84V83H153ZM157 84V83H156ZM155 84V85H156ZM187 84V85H186ZM79 85V86H78ZM133 86V85H132ZM116 87V86H115ZM154 87V85H153ZM187 87V88H185ZM111 88V87H110ZM114 88V87H113ZM152 88V87H151ZM158 88V86H157ZM156 88V89H157ZM182 88V89H181ZM44 90L43 92H49V96H46L45 97V100L41 101V96L39 95L40 91ZM93 89V88H92ZM155 89V87H154ZM184 89V90H183ZM186 89V90H185ZM193 89H195V87H193ZM80 90H82V92H80ZM85 90V91H84ZM115 90V89H113ZM152 90V89H151ZM196 90V89H195ZM119 91V90H118ZM149 91V90H147ZM42 92V93H43ZM116 92V91H115ZM182 92V93H183ZM88 93V91L86 92ZM151 93V92H150ZM153 93V92H152ZM156 93V92H155ZM179 93V91H178ZM188 94H186L184 92L185 95H188L186 96L187 97V100H192L195 98V95L197 96V92L193 91L192 88L189 90V92H187ZM48 94V93H47ZM157 94V93H156ZM176 94V93H175ZM181 94V93H180ZM178 94V96L180 95ZM183 94V95H184ZM45 95V94H44ZM116 95V94H115ZM150 95V94H149ZM182 95V94H181ZM182 95V96H183ZM158 96V95H156ZM199 96V95H198ZM198 96L196 98H198ZM203 96V95H202ZM175 97L174 94L172 95V98ZM181 97V96H180ZM179 97V98H180ZM184 97V96H183ZM185 97V98H186ZM200 97V96H199ZM54 99L55 102H53V104H50V105H47L46 102H49L50 100L48 99ZM152 98V97H151ZM167 98V97H166ZM177 98V97H176ZM72 99V98H71ZM98 99V101H99ZM110 99V98H109ZM108 99V100H109ZM158 99V98H157ZM174 99V98H173ZM178 99V98H177ZM202 99V98H201ZM232 99V98H231ZM33 100V101H32ZM107 100V101H108ZM113 100V99H112ZM156 100V98H155ZM167 100V99H166ZM176 99H174L175 101ZM185 99L183 98V101ZM197 100V99H196ZM200 100V99H199ZM198 100V101H199ZM173 101V102H174ZM179 101V100H178ZM193 101V100H192ZM190 101V104H192ZM197 101V102H198ZM201 101V100H200ZM204 101V100H203ZM114 102V101H113ZM144 102V101H143ZM177 102V101H176ZM197 102H194L197 103ZM208 102V100H207ZM50 103V102H49ZM69 105H70V102H68ZM100 103V102H99ZM117 103V102H116ZM128 103V102H127ZM131 103V102H130ZM141 103V102H140ZM178 103V102H177ZM61 104V105H62ZM110 104V103H109ZM112 104V103H111ZM169 104V103H168ZM174 104V103H173ZM172 104V106H173ZM235 104V103H234ZM239 104V103H238ZM108 105V104H107ZM115 105V103H114ZM123 105V104H122ZM121 105V106H122ZM125 105V103H124ZM123 105V107H125ZM127 105V104H126ZM129 105V104H128ZM141 105V104H139ZM144 105V104H143ZM142 105V106H143ZM197 105V104H196ZM243 105V104H242ZM71 106V105H70ZM103 106H106V104L104 103ZM111 106V105H110ZM116 106V105H115ZM135 105L133 104V106L131 108H133ZM187 106V104H186ZM184 105V108L186 107ZM189 106V105H188ZM187 106V107H188ZM140 107V106H139ZM138 107V109H139ZM187 107L185 108L186 111H187ZM242 107V106H241ZM244 107V106H243ZM247 107V106H246ZM95 107H93V110H94ZM103 108V107H102ZM107 108V107H106ZM131 108L128 110L131 111ZM183 108V106H181L179 103L174 105V109L176 111V114L179 115L180 113H186L185 109ZM189 108V107H188ZM104 109V108H103ZM102 109V111H104ZM135 108H133V114L137 113L135 110ZM147 109V108H146ZM145 108H143L142 110H146ZM100 110V109H99ZM107 110V109H105ZM109 110V109H108ZM113 110V109H112ZM123 110V109H122ZM126 110V109H125ZM122 111V112H127L126 111ZM189 110V109H188ZM139 112H142L140 110H138ZM149 111V110H148ZM105 112V111H104ZM129 112V114H130ZM138 112V113H139ZM94 113H96L94 111ZM112 113V111H111ZM138 113L136 114V116L138 115ZM179 113V114H178ZM124 114V113H123ZM122 114V115H123ZM143 114V112H142ZM98 115H94V117H101L102 115H105L104 113ZM124 115L126 116H121V117H127L128 118V114L125 113ZM139 115H141L139 113ZM145 115H147L146 111H145ZM176 115V116H177ZM182 115V114H181ZM21 116V115H20ZM26 116V115H25ZM75 116V115H74ZM176 116H174L176 118ZM185 116V115H184ZM18 117V116H17ZM23 117V116H22ZM93 117V118H94ZM109 117V116H108ZM135 117V116H134ZM144 117V115H143ZM181 117V116H180ZM80 118V117H79ZM104 117H101L99 119H103ZM110 118V117H109ZM126 118V119H127ZM138 118V117H137ZM141 118V117H140ZM139 118L138 121H141ZM146 118V117H145ZM182 118V117H181ZM1 119V118H0ZM5 119V120H7ZM17 119V118H16ZM23 119V118H22ZM81 119V118H80ZM79 119V120H80ZM97 119V120H99ZM112 119V118H111ZM120 119V118H119ZM122 119V118H121ZM120 119V121H121ZM126 119H122V123L126 121ZM9 120L5 123L7 124L9 122ZM12 120V119H11ZM19 120V119H18ZM18 120H15L16 122H18ZM78 120V121H79ZM96 120V121H97ZM105 120V118H104ZM107 120V119H106ZM125 120V121H124ZM131 120V119H130ZM137 120V119H136ZM175 120V119H173ZM184 119H182L183 121ZM23 121V120H22ZM47 121V120H46ZM49 121V120H48ZM52 121V120H51ZM91 122H93V120H90ZM102 121V120H101ZM109 121V120H108ZM119 121V120H118ZM117 122V124H122L120 121L119 123ZM135 121V119H134ZM145 121V120H144ZM180 121V119L178 120ZM11 122V121H10ZM15 122V123H16ZM51 123V125L54 124ZM83 122V121H82ZM87 122V121H86ZM85 121L83 124H87ZM104 122V121H102ZM106 122V121H105ZM104 122V123H105ZM129 123H131L130 121H128ZM132 122H133V119H132ZM143 122V121H141ZM176 122H177V119H176ZM184 122V121H183ZM182 122V123H183ZM186 122V121H185ZM3 123V122H2ZM3 123V124H4ZM25 123V121L23 122ZM77 123V122H75ZM107 123V122H106ZM114 123V122H113ZM128 123V124H129ZM172 123V122H171ZM170 123V124H171ZM1 124V123H0ZM13 125V123H11ZM47 124V122H46ZM89 124V123H88ZM101 124V123H100ZM109 124H110V121H109ZM115 124V123H114ZM125 123H123V126H124ZM132 124H135L132 123ZM138 124V122H137ZM210 124V123H209ZM2 125V124H1ZM44 125V124H43ZM49 125H50V122H49ZM48 125V126H49ZM75 125V124H74ZM82 125V124H81ZM91 125V124H90ZM96 125V124H95ZM98 125V124H97ZM107 125V124H106ZM105 125V126H106ZM205 125V124H204ZM204 125L202 126L204 128ZM208 125V123H207ZM211 125V124H210ZM8 126V125H7ZM20 126V125H19ZM70 126V127H71ZM84 126H87V125H84ZM89 126V125H88ZM102 126V125H101ZM103 126V127H105ZM171 126V125H170ZM173 126V125H172ZM184 126V125H183ZM181 126V127H183ZM209 126V125H208ZM207 126V127H208ZM1 127V126H0ZM6 127V126H5ZM10 127V126H9ZM8 127V128H9ZM42 127V126H41ZM47 127V126H46ZM52 127V126H51ZM90 127V126H89ZM174 127V126H173ZM190 127V126H188ZM210 127V126H209ZM208 127V128H209ZM19 128V127H18ZM34 129L36 128L38 130L39 127H36L34 126L33 127ZM84 128V127H83ZM193 128V127H192ZM5 129V128H4ZM14 129V128H12ZM44 132V128H41ZM39 129V130H41ZM50 129V126L49 128ZM52 129V128H51ZM71 131L73 130L72 128H70ZM69 129V130H70ZM101 129V127H100ZM186 129V128H185ZM205 129V128H204ZM210 129V128H209ZM10 130V129H9ZM8 130V131H9ZM15 130V129H14ZM35 130V131H37ZM68 130V129H67ZM179 130V129H178ZM181 130V128H180ZM187 130V129H186ZM189 130V129H188ZM187 130V131H188ZM207 130V128L205 129ZM22 132V129L20 130V132L22 134H24L23 136V141H24V137H25V133L26 132ZM34 131V132H35ZM47 133L50 132L49 130H46ZM183 131H185L183 129ZM198 131V130H197ZM211 131V129H210ZM215 131V130H214ZM2 132H5V131H2ZM7 132V131H6ZM11 132V131H10ZM29 132V131H28ZM33 132V133H34ZM41 133V136H38L39 134L37 135H34L33 136H29L30 137H33L34 139V144H35V149L33 150L32 149H29L27 148V145L23 146L22 148L20 149H17V151H14V149L16 148H13L12 150V147H11V143L15 141L16 138H18L17 136H20L18 135V132H17V136L15 135V139L14 141H12L10 143L9 141V138L6 140V142L4 141V144L0 143V152H2L1 154L4 155L3 157L0 155V183H1V187L2 189L5 187V185H8V187H10L11 185H13L14 181L18 182L20 181L21 183H23L24 180H26L27 178L31 179L30 175H32V173H35L37 175V177L39 176H43L42 174H38L39 172H41V170L43 169V171L46 169V168H50V170H52V172L54 171L57 175V172L60 173V174H65V171L66 170H72V168H68L70 167V164H67L62 155H60V153L58 152V149L61 148L60 146H55V144H48L49 147L48 148H45L43 145H44V142H45V139H44V142H43V137H42V131H40ZM52 132V131H51ZM106 134H109L107 133L108 131H105ZM189 132H191L189 130ZM188 132V133H189ZM209 132L208 130L205 132L207 133ZM15 133V132H14ZM19 133V134H21ZM32 133V132H31ZM46 133V132H45ZM44 133V134H45ZM46 133V134H47ZM72 133V132H71ZM93 133V132H92ZM101 133V132H100ZM103 133V132H102ZM1 134V132H0ZM5 134V133H4ZM8 134V132H7ZM6 134V135H7ZM29 134V133H28ZM35 134V133H34ZM45 134V135H46ZM68 134V133H67ZM104 134V133H103ZM203 134V133H202ZM33 135V134H32ZM196 135V134H194ZM208 135V133H207ZM212 135V133H211ZM217 135V134H216ZM220 135V134H219ZM28 136V135H27ZM26 136V137H27ZM48 136H46L47 140H48ZM69 137V135H67ZM72 136V135H71ZM74 136V135H73ZM103 136V135H101ZM205 136V134H204ZM214 136V135H213ZM226 136V135H225ZM8 137V135L6 136ZM67 137V138H68ZM109 137V136H108ZM208 137V136H207ZM215 137V136H214ZM219 137V136H218ZM224 137V136H222ZM12 138V137H11ZM29 138H26L25 139V143H27L28 141L27 140H30ZM58 138V137H57ZM65 138V139H67ZM103 137H101L102 139ZM209 138V137H208ZM204 139V140H209V139ZM58 139V140H59ZM71 139V138H70ZM99 139V138H98ZM215 139V138H214ZM2 140V139H1ZM13 140V139H12ZM18 139H16L17 141ZM20 140V141H22ZM54 140V139H53ZM57 140V139H56ZM62 140V139H61ZM73 140V139H72ZM216 140V139H215ZM15 141V142H16ZM19 141V142H20ZM22 141V142H23ZM14 142V143H15ZM20 142V143H22ZM23 142V143H24ZM32 142V141H31ZM30 142V143H31ZM53 142V141H52ZM64 142V141H62ZM13 143V144H14ZM132 143V142H131ZM33 144V143H32ZM31 144V145H32ZM58 144V142H57ZM61 144V143H60ZM15 145V144H14ZM12 145V146H14ZM16 146V145H15ZM46 146V145H45ZM63 146V145H62ZM70 146V145H69ZM177 146H181V145H176V147H174V150H176L175 148H178ZM21 147V146H20ZM30 147V145H29ZM47 147V146H46ZM58 147V149H57ZM64 147L67 148V146L64 145ZM132 147V146H131ZM135 147V146H134ZM138 148V147H137ZM141 148V147H140ZM216 147H214V149H212V153H216L218 151H216L215 149ZM62 149V148H61ZM71 149H73L71 146H70V151ZM181 149V152L183 151H187V147L185 146H182ZM183 149V151H182ZM186 149V150H185ZM189 149V148H188ZM69 149H66V151ZM73 150H76L75 148ZM134 150V149H132ZM143 150V148H142ZM145 150V149H144ZM143 150V151H144ZM173 150V151H174ZM178 151H180L179 149H177ZM190 150V149H189ZM63 151H65L63 149ZM62 152V150H61ZM67 152V153H68ZM79 152V150H78ZM134 152V151H133ZM132 152V153H133ZM87 153V152H86ZM146 153V152H144ZM184 153V152H183ZM189 153V152H188ZM64 154V153H63ZM71 154V152L69 153V155ZM90 157V153H87ZM86 154V156H87ZM143 154V152H142ZM187 154V153H186ZM74 155V154H73ZM79 155V153H77V156ZM144 155V154H143ZM146 155V154H145ZM148 155H150L148 153ZM193 154H191L192 156ZM76 156V154H75ZM81 156V155H79ZM84 156V155H82ZM82 156L80 158H82ZM139 156V155H138ZM142 156V155H140ZM152 156V155H151ZM190 156V155H189ZM66 157V156H65ZM88 157V156H87ZM88 157V158H89ZM154 157V156H153ZM85 158V157H84ZM146 158V157H145ZM70 161L71 158L69 157L68 158ZM86 159V158H85ZM85 159H82L83 161ZM91 159V158H90ZM134 159V158H133ZM142 159V158H141ZM148 159H151L150 157ZM89 160V159H88ZM93 160V159H92ZM144 160V159H143ZM87 161V160H86ZM90 161V160H89ZM88 161V162H89ZM150 161V160H149ZM134 162H137L136 164H138L140 166V164L143 166H140L142 169H144L146 166L147 167H150L146 164L143 165V163H141V160L140 162L137 160V161H134ZM144 162V161H143ZM91 163H94V162H91ZM140 163V164H139ZM149 163V162H148ZM145 164V163H144ZM95 165V164H94ZM97 165V164H96ZM95 165V166H96ZM46 166V168H42ZM72 166H73V162H72ZM75 166V165H74ZM97 167V166H96ZM95 167V168H96ZM145 168V169H148V168ZM68 168V169H67ZM77 168V167H76ZM92 168V166H91ZM74 169V168H73ZM144 169V170H145ZM75 170V169H74ZM31 171H34L31 173ZM49 171V170H48ZM68 171V172H70ZM73 171V170H72ZM44 172H47V171H44ZM53 172V173H54ZM74 172V171H73ZM31 173V174H30ZM49 173V174H48ZM50 173L51 171L45 173L44 176H50ZM54 173V174H55ZM67 173V171H66ZM72 173V172H71ZM33 174V175H35ZM48 174V175H46ZM51 173V175L56 176ZM60 174H58L60 177H62ZM32 175L33 178L37 179V180H33V181H38L39 179L37 177H34ZM35 175V176H36ZM58 175L56 177H58ZM67 175V174H66ZM69 175V174H68ZM45 177V178H46ZM53 177H49L50 179H52ZM64 177V176H63ZM32 178V179H33ZM258 178V177H257ZM43 179V178H41ZM40 179V180H41ZM47 179V178H46ZM54 179V178H53ZM56 179V178H55ZM28 180V179H27ZM26 180V181H27ZM44 180V179H43ZM49 180V179H48ZM47 180V181H48ZM31 181V180H30ZM51 181V180H50ZM106 182V180H104ZM104 181L96 187V188H90V187H84V189L82 190V193H80L81 195L78 197V200L79 202L82 200L81 203L85 202V204H92L95 205L94 208H93V212L94 213L96 211H99L101 212V210H104V216L105 218L109 215L108 213L110 212V208H109V202H111L110 200L112 201H115V196H112L113 194H111V199L110 196V193H108V191L110 192L109 189H111V185H105L104 184ZM258 181V182H257ZM257 187L258 185H260V183L262 184L261 181L263 180H259L257 179ZM29 182V180H28ZM39 182V181H38ZM37 182V183H38ZM52 184H54V180L51 181ZM255 182V183H256ZM264 182V181H263ZM20 183V184H21ZM25 183V182H24ZM42 182H40L41 184ZM44 183V182H43ZM42 183V184H43ZM3 184V185H2ZM5 184V185H4ZM18 184V183H17ZM17 184H15L17 186ZM19 184V185H20ZM25 184H28V183H25ZM39 184V183H38ZM56 184V183H55ZM46 186V184H44ZM49 185V186H50ZM122 185H124V183L122 182H117L116 186H117V189L116 190H121L122 189ZM25 186V185H24ZM43 186V185H42ZM48 186V185H47ZM46 186V187H47ZM58 186V185H57ZM106 186H108V188H105ZM261 186V185H260ZM259 186V187H260ZM12 187V186H11ZM26 187V186H25ZM55 187V186H54ZM53 187V188H54ZM115 187V186H114ZM113 187V188H114ZM261 187H264V184H262ZM260 187V188H261ZM42 188V187H41ZM56 188V187H55ZM102 188V189H101ZM116 188V187H115ZM243 188V187H242ZM241 188V189H242ZM7 189V187H6ZM47 189V188H46ZM104 189V190H103ZM238 189V188H237ZM240 189V190H241ZM262 189V188H261ZM261 189H259V191L261 192ZM1 190V189H0ZM43 190V189H42ZM103 190V191H102ZM135 189H132L129 191V194L130 196H135L134 200L136 201V198L138 199L137 201L140 202V200H142L143 202V205L145 206V204L148 202V206L147 208H151V211H150V214H152L153 212H156V210L161 207L163 204H164V199L162 200V198L164 197V195H161L162 192L159 194V192L156 191V193L154 194L153 192L147 190L145 187L142 188V189H138L137 191ZM242 190H245V189H242ZM11 191V190H10ZM123 191V190H121ZM159 191V190H158ZM239 191V190H237ZM235 191V192H237ZM258 190L256 189V192ZM258 191V192H259ZM264 191V189H263ZM6 192V190H5ZM15 192V191H14ZM131 192V193H130ZM241 191H239L240 193ZM245 192V191H244ZM243 192V193H244ZM257 192L254 193L255 195L257 196H254L252 197L251 196V199L254 198V201L256 200L258 202V198H259V201H260V197L263 198V193L262 196L261 194L258 195L259 193ZM22 193V192H21ZM20 193V194H21ZM23 193H25V191H23ZM21 194L22 197H20V199L18 201H20L22 198H26L27 196H25L24 194ZM117 193V192H116ZM120 193V192H119ZM10 194V192H9ZM18 194V193H17ZM231 193L223 186L221 187H217L215 186V184L213 183L211 185V188H210V191H209V194L207 196V199L209 200V202L211 204H213V210L211 211V213H199V214H193L192 216H190V218L188 219L185 215H182L183 212L180 211V213L178 212V216H176L177 220L176 222L178 223L177 225L173 224L172 226L169 224H165V227H166V232H165V239L167 240L168 244H163V240L165 242V239H162V235L159 231V233L157 234L156 233V236L154 234H151V228L150 230H148L149 228L146 227L147 224H142L144 222H149V220H145L148 216H149V213L146 214V218H144V220L142 221L141 219H143V214H145L146 212L141 209V206L140 208H137L139 206V204L137 205V203L135 204V202L133 201V198L129 197L128 199L129 200L127 202H125L126 204H128L129 206L131 205V208L130 209H134L136 208L137 209H140L141 212L143 210V214L140 213L138 210L137 213L139 212L140 215H142V218L141 216H138L140 218H136L137 214L136 212H134L133 210L130 211L128 210L129 207L128 205H126V210L124 211V217H125V221L122 220L120 221L119 218H117L116 220V225H117V228H119V230L126 228L127 230V233H129V235L131 234L132 230H134V238H133V243L128 246L127 242L126 244L123 243L122 245H126L125 247H123L124 249L121 251L126 257H128V255H131L135 260L137 259L136 258V255L138 256V254H136V245H135V241H137L139 243V246L140 248H142V251L144 252V259H142L143 261L141 262V264H264V233L261 231V230H258L256 233H249L248 231L250 229H246V231L243 230V228L241 227V229L243 230H240V228H238L236 225L232 224L230 221L229 222H225L224 220H222V217H219L216 213H215V209H216V206L217 204L219 203V201H226V200H229L228 196L230 195ZM4 195V194H2ZM13 195V194H12ZM19 195V194H18ZM6 196V195H5ZM14 196V195H13ZM12 196V197H13ZM20 196V195H19ZM163 196V197H162ZM109 197V198H107ZM115 197V198H114ZM255 197H257V199H255ZM5 199H9L8 196L4 197ZM126 198V197H125ZM124 198V199H125ZM2 196H1V193H0V208H2ZM108 203H107V201ZM114 199V200H113ZM17 198H12V200H10L11 202H14L16 204L19 203L18 201H16ZM23 201H25L24 199H22ZM127 200V198L125 199ZM4 201V200H3ZM7 202V200H5ZM28 199H26V202L24 205H28V208H29V203H31L29 201V203L27 202ZM255 201V202H256ZM6 202L4 203V206L6 204ZM21 202V201H20ZM132 202L134 203V205H137L135 208H132ZM254 202V203H255ZM256 202V203H257ZM8 206H13L11 205L12 203L7 202ZM130 203V204H129ZM24 205H20L21 207L24 206ZM86 205V206H87ZM147 205V204H146ZM7 206V207H8ZM25 206V207H26ZM32 206V205H31ZM96 207V208H95ZM111 207V206H110ZM17 208V207H16ZM28 208L26 209V211L28 210ZM31 208V207H30ZM88 208V207H87ZM103 208V209H102ZM144 209L146 207H143ZM9 209V208H8ZM18 209V208H17ZM24 209V208H23ZM22 209V210H23ZM3 210V209H1ZM11 210V209H10ZM14 210V209H13ZM31 210V209H30ZM135 210V211H136ZM146 210V209H145ZM149 209H147L148 211ZM29 211V210H28ZM27 211V212H28ZM109 211V212H108ZM129 211V212H128ZM21 212H24V211H21ZM19 212V213H21ZM26 212V213H27ZM30 212V211H29ZM38 212V211H37ZM61 213V216L62 215H65L66 216V211H59ZM133 212V213H132ZM36 213V212H34ZM58 213V215L60 214ZM63 213V214H62ZM182 213V214H181ZM243 213V212H241ZM241 213H235V210L233 209L230 213V217H229V220L232 219L233 220V223H234V219H237L238 216H243V215H240ZM1 214V213H0ZM134 214V215H133ZM180 214V215H179ZM235 214H238V216L236 218L235 217ZM244 214V213H243ZM24 214H22V217H23ZM28 215V214H27ZM34 215V214H33ZM26 216V215H25ZM48 216V215H47ZM53 216V214L51 215ZM69 216V215H68ZM264 216V214H263ZM262 216V217H263ZM60 217V216H59ZM152 217V215H151ZM239 217V218H240ZM14 218V217H13ZM24 218V221H26V218ZM49 218V217H48ZM104 218V219H105ZM108 218V217H107ZM106 218V219H107ZM243 218V217H242ZM240 218V219H242ZM246 218V217H244ZM22 219V218H20ZM32 219V218H31ZM46 219V218H44ZM43 219V220H44ZM59 219H61V223H63V230L62 232L64 233V235L66 237H71L73 236L74 232H76L75 234H77L79 232H81V236H82V230H84L83 226H82V220H80L79 218H77L79 221H82L80 223V225H77V228L78 229L77 231H74L72 232L70 227H69V224H68V219L65 217H60ZM105 219V220H106ZM137 219H140V220H137ZM148 219V218H147ZM260 219H263V218H260ZM2 220V219H1ZM16 220V219H15ZM38 220V219H37ZM51 220V219H50ZM74 220V222L76 221V219H72V221ZM243 220V219H242ZM24 221H21V224L19 223V225H22V222L23 224L26 226V223L29 225V220L27 222H24ZM45 222H47V219L44 220ZM42 221V222H44ZM142 221V222H140ZM236 221V220H235ZM41 222V224L43 225V223ZM44 222V223H45ZM49 222H52V221H49ZM181 222L182 225L184 228L183 229H177L178 226L181 224L179 223ZM237 222V221H236ZM242 222V221H241ZM1 223V222H0ZM76 223V222H75ZM151 223V222H150ZM13 226H14V223H12ZM16 227L14 226L13 228H16L15 232L19 233L18 235L20 236V250L23 251H26L27 253V250H30V247L33 245H38V247L41 245V247H46V248H50V250H53V255H54V258L60 256L59 253L60 251H58L60 249V247H58L57 245H55L54 248H52V246H50V244L47 242L48 239L46 237L45 234L43 233H40L36 236H33L31 234L30 231H22L21 229H19L18 227V224L17 222L15 223ZM47 224V223H46ZM163 224V223H162ZM239 224V223H237ZM27 225V226H28ZM32 225V224H31ZM30 225V227H31ZM35 225V224H34ZM37 225V224H36ZM45 225V224H44ZM43 225V226H44ZM50 225V224H49ZM149 225V223H148ZM168 225V226H166ZM40 226V225H39ZM72 226V225H71ZM144 226L146 228H148L147 230L144 228ZM177 226V227H176ZM240 226V225H238ZM12 227V226H11ZM75 227V226H74ZM123 227V228H122ZM262 227V226H260ZM4 228V227H3ZM24 228V227H23ZM26 228V227H25ZM32 228V227H31ZM45 228V227H44ZM72 228V227H71ZM121 228V229H120ZM256 228V227H255ZM29 229V226L28 228ZM74 229V230H76ZM262 229V228H261ZM40 230V229H39ZM240 230V231H239ZM253 230V229H251ZM263 230V229H262ZM14 231V229L12 230ZM34 230H32L33 232ZM36 231V230H35ZM45 231V230H43ZM150 231V232H149ZM46 232V231H45ZM44 232V233H45ZM252 232V231H251ZM35 233V232H34ZM33 233V234H34ZM62 233V235H63ZM85 232H83V235L85 236L84 234ZM153 233V232H152ZM13 234V232H12ZM79 234V233H78ZM160 234V235H159ZM17 235V234H16ZM159 235V236H157ZM14 236V235H13ZM12 236V237H13ZM48 236V234H47ZM64 236V237H65ZM15 237V236H14ZM56 240H60V235L59 236H55ZM66 248L69 251H71L70 255H72V252L74 254L75 251L74 250V247H75V240L73 237H75V235L70 238L68 240V238H66ZM83 237V236H82ZM13 239V238H12ZM11 239V241H13ZM17 239V238H16ZM6 240V239H5ZM18 241V240H17ZM14 242V241H13ZM19 243V242H18ZM17 243V244H18ZM16 244V243H15ZM82 244H85L82 243ZM4 245V243H3ZM19 245V244H18ZM54 245V244H53ZM13 246V245H11ZM14 247V246H13ZM12 247V248H13ZM17 247V246H16ZM39 247V248H41ZM57 247V248H56ZM87 247V245H86ZM116 247V246H115ZM113 248V249H110V248H106L107 251H106V255L103 256V258H100V260L98 259L99 257L97 256V254H99L100 252H105L104 249H102L103 251H101L99 248L98 249H95V251H93L94 253V256L97 257L98 259V264H107L108 260L110 259V256H113L114 254H116L117 252V248ZM2 248V247H1ZM11 248V249H12ZM22 248V249H21ZM52 248V249H51ZM139 248V249H140ZM18 249V248H17ZM33 249V248H32ZM31 249V250H32ZM86 249V248H85ZM88 249V248H87ZM86 249V250H87ZM19 250V251H20ZM40 250V249H39ZM84 250V249H83ZM18 251V253H20ZM48 251V250H47ZM81 251V250H80ZM88 251V250H87ZM86 251V252H87ZM124 251V252H123ZM15 252V251H14ZM29 252V251H28ZM35 252V251H34ZM37 252V251H36ZM59 252V253H58ZM23 252V255L21 254V256H25L24 254H26ZM51 253V252H50ZM44 254V253H43ZM84 253H82L83 255ZM27 256V254H26ZM125 256H121L120 254V257H125ZM7 257V256H6ZM40 256H38L39 258ZM72 259L73 257H76L75 254L74 256H71ZM113 258V257H112ZM1 259V258H0ZM23 259V257L21 258ZM51 259V258H50ZM58 259V258H57ZM4 260V258H3ZM75 260V259H74ZM73 260V261H74ZM56 261V260H55ZM75 262V261H74ZM132 263L135 262V261H131ZM25 264V261L23 262ZM30 263V262H29ZM76 263V262H75ZM75 263H72V264H75ZM2 264V263H0ZM90 264V263H89ZM92 264V263H91Z\"/></svg>",
  "mask_w": 264,
  "mask_h": 264
}]
</instances>
